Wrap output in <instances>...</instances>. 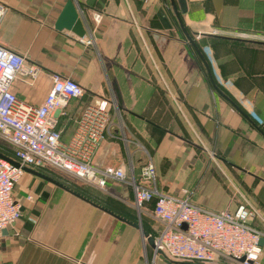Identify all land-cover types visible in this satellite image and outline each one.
Segmentation results:
<instances>
[{"label":"crops","instance_id":"1","mask_svg":"<svg viewBox=\"0 0 264 264\" xmlns=\"http://www.w3.org/2000/svg\"><path fill=\"white\" fill-rule=\"evenodd\" d=\"M66 1L0 0V44L39 67L35 79L18 75L12 90L40 105L52 75L76 79L83 95L58 111L64 141L89 104L108 100L113 134L94 164L129 168L146 154L160 190L188 191L214 211H235L243 197L264 230V0H75L83 38L55 27ZM112 183L121 182L107 189ZM73 189L26 171L15 189L22 217L0 235V264H180L99 206L116 209Z\"/></svg>","mask_w":264,"mask_h":264},{"label":"built area","instance_id":"2","mask_svg":"<svg viewBox=\"0 0 264 264\" xmlns=\"http://www.w3.org/2000/svg\"><path fill=\"white\" fill-rule=\"evenodd\" d=\"M6 12V5L0 2V21ZM94 19L99 21L101 14L94 13ZM38 73L35 63L0 44V136L13 147L11 156H7L19 163L0 157V235L22 217L15 189L26 173L25 167H51L105 191L109 181L126 183L132 187L134 205L141 211L146 202L155 199L152 214L161 227L155 236L150 235L154 238L155 253L161 252L169 260L261 264L264 230L253 221L262 217L249 200L244 199L235 211H214L195 203L188 191L181 195L164 192L158 187L151 157L141 168L139 180L133 164L129 168L126 164L97 166L96 152L113 134L108 100L89 104L72 137L64 141L58 127V111L71 99L81 97L83 86L72 77L54 74L43 103L33 105L21 99L12 90V84L18 75L35 79ZM64 114L62 110L61 115ZM31 198L29 195L28 199Z\"/></svg>","mask_w":264,"mask_h":264},{"label":"water","instance_id":"3","mask_svg":"<svg viewBox=\"0 0 264 264\" xmlns=\"http://www.w3.org/2000/svg\"><path fill=\"white\" fill-rule=\"evenodd\" d=\"M174 3V1H173ZM181 26H182V29L184 30L188 40L196 46V43L194 41V39L192 38V36L188 33V31L186 30V28L184 27V25L181 23ZM55 27L56 29L58 30H69V31H72L73 33H75L77 36L79 37H85L86 34H87V28H86V25H85V22L80 14V11H79V8L75 2V0H67L63 9L61 10L59 16L57 17L56 21H55ZM198 50V48H197ZM199 51V50H198ZM217 89L222 92L220 90V88H218V86H216ZM223 93V92H222ZM224 94V93H223ZM0 157H3V158H7L9 160H11L12 162H14L15 164H19L17 161L11 159L10 157H8L7 155L3 154L2 152H0ZM25 170L27 172H30V173H33L35 175H38L48 181H51L52 183L60 186V187H63L67 190H70L69 187H67L66 185H64L63 183H61L60 181H57L56 179L42 173L41 171L39 170H36V169H33V168H30V167H25ZM71 191V190H70ZM75 195L79 196V197H82V198H85L83 195H81L80 193L76 192V191H72ZM87 201H90L88 198H85ZM101 209H103L104 211L110 213L111 215L117 217L118 219H121L122 221L124 222H127V223H131L132 225H134L135 227L139 228L141 231H142V235L144 237L145 240H147V242L153 247L155 248V243H154V238L147 232L143 229L141 223H138V222H134V221H131V220H128L127 218L119 215V214H116L115 212H113L112 210L108 209L107 207H104V206H99ZM261 245L264 244V239H261ZM160 254V257L163 258V259H166L168 262H175V263H180V264H202V263H195V262H177V261H172V260H169L168 258H166L161 252L159 253ZM245 258H241V261H243Z\"/></svg>","mask_w":264,"mask_h":264},{"label":"rangeland","instance_id":"4","mask_svg":"<svg viewBox=\"0 0 264 264\" xmlns=\"http://www.w3.org/2000/svg\"><path fill=\"white\" fill-rule=\"evenodd\" d=\"M0 151L7 152L9 154H11L13 151L12 145L9 142L5 141L1 136H0ZM48 169L51 170L52 172H55L57 175H61V176L67 175V174H65V173H63L57 169L51 168V167H49ZM129 173H131L130 169L128 170V174ZM69 177H70V179H73L71 176H69ZM72 182H73V184L76 183V185H80V186L81 185H87V186L91 187L92 189H94L93 191H96V193H93V194L99 200H103V199L106 200L107 195L110 196L107 199L109 202L105 201V205L108 206V204H109L110 206H113V207H111L112 209H116L117 213L125 216L129 220L141 223L143 229L148 230L149 232H153V229L154 230L160 229L161 225L157 222V220L153 216L150 206L147 207L146 209L142 210V211L138 210L135 207L133 196H132V191L128 185H124L123 183H112V184H110L108 189L105 191L102 189L95 188L94 186L85 184L82 181H77V182L72 181ZM114 191L117 193L120 192L125 197V199L122 200L123 199V198L121 199L122 196L112 195L111 193H115ZM109 192H111V193H109ZM240 199L242 201H244L243 197H240ZM116 200L120 201L121 203L120 204L117 203ZM123 202H124V204H126V206H127L126 208H124L122 206ZM223 264H238V263L233 262V261H226Z\"/></svg>","mask_w":264,"mask_h":264},{"label":"trees","instance_id":"5","mask_svg":"<svg viewBox=\"0 0 264 264\" xmlns=\"http://www.w3.org/2000/svg\"><path fill=\"white\" fill-rule=\"evenodd\" d=\"M219 86V88H220V90L222 91V92H224V94H226L229 98H231V99H233L232 98V96L230 95V93L223 87V86H221V85H218ZM0 152H2V151H0ZM3 154H5V155H8V156H11V154H9V153H7V152H2ZM147 162H148V157H147V155L146 154H144V157H143V159L141 160V162L138 164L137 162H134V172H135V175H136V177H137V179L139 180L140 178H141V168L144 166V165H146L147 164ZM41 171H48V172H52L51 170H49L48 168H44V169H41ZM66 185H68L70 188H76V189H79V190H81L83 193H86L87 195H89L90 196V198H92L96 203H98V204H105V201H108L107 199L110 197V196H108L107 195V199L105 200V199H103V200H99L93 193H96V191H93L94 189H92L91 187H89V186H87V185H76V183L75 184H73V182L70 180V179H66V180H62ZM158 184V183H157ZM104 201V202H103ZM117 201V200H116ZM109 202V201H108ZM117 203H121L120 201H117ZM154 204H155V199L154 200H152V201H150V202H146L145 204H144V209H146L147 207H151V210L153 209V207H154ZM108 206H110L109 204H108ZM122 206L124 207V208H126L127 206L125 205V204H122ZM110 207H113V206H110ZM115 208V207H114ZM117 213V212H116ZM119 214V213H118ZM145 230V229H144ZM158 230L159 229H157V230H154L153 229V232H149L148 230H145V231H147L149 234H151L152 236H155V234L158 232Z\"/></svg>","mask_w":264,"mask_h":264},{"label":"flooded vegetation","instance_id":"6","mask_svg":"<svg viewBox=\"0 0 264 264\" xmlns=\"http://www.w3.org/2000/svg\"><path fill=\"white\" fill-rule=\"evenodd\" d=\"M73 178V177H72ZM71 181H75V182H77V181H80V180H78V179H76V178H73V179H70ZM70 189H72V188H70ZM74 190V189H73Z\"/></svg>","mask_w":264,"mask_h":264}]
</instances>
